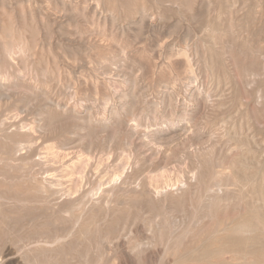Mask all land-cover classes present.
<instances>
[{
	"label": "rangeland",
	"instance_id": "obj_1",
	"mask_svg": "<svg viewBox=\"0 0 264 264\" xmlns=\"http://www.w3.org/2000/svg\"><path fill=\"white\" fill-rule=\"evenodd\" d=\"M233 255L264 264V0H0V264Z\"/></svg>",
	"mask_w": 264,
	"mask_h": 264
},
{
	"label": "bare ground",
	"instance_id": "obj_2",
	"mask_svg": "<svg viewBox=\"0 0 264 264\" xmlns=\"http://www.w3.org/2000/svg\"><path fill=\"white\" fill-rule=\"evenodd\" d=\"M11 125H17L16 122L11 123ZM25 127V126H24ZM2 133V132H1ZM8 133V132H7ZM8 135V134H7ZM17 144H14V149L17 148ZM57 156V154H56ZM61 158V157H60ZM87 158V157H86ZM84 159V158H83ZM86 161V160H85ZM82 164H84L82 162ZM74 167L73 173L77 172V173H83V169L82 166L80 164H75L72 165ZM86 167V165H85ZM70 170V169H69ZM60 171V170H59ZM78 176V175H77ZM48 180V179H47ZM53 180V179H52ZM75 180V183L79 182V177ZM78 180V182H77ZM116 180V179H115ZM81 181V180H80ZM53 183V182H52ZM73 183V184H75ZM56 184V183H55ZM59 184V183H58ZM236 186L237 188H241L244 187V183H238V182H228L225 183V187H222V184L219 183L217 186H219L216 190L215 189H210V194L207 195L202 203V218L204 220H207L209 218H211V208L213 206H217V207H228L232 202H233V197H230L229 194L231 192H234V190L232 188H230V186ZM77 187V184H76ZM72 188V187H71ZM112 188V187H111ZM111 188H109L111 190ZM109 189L104 190V191H109ZM235 189V188H234ZM68 190V189H67ZM76 190V188H75ZM93 190V189H92ZM236 190V189H235ZM49 191V190H48ZM111 192V191H110ZM48 193V192H47ZM52 195V194H51ZM109 195V194H108ZM108 197V196H107ZM242 199V198H241ZM107 200V199H106ZM256 202V201H253ZM108 203V202H107ZM55 206V205H54ZM63 211V210H62ZM79 222V219L74 220V225L73 228L68 230L67 233L63 236H57L54 243H61L63 242L67 237L71 236L74 232V228L76 227V224ZM229 223V224H227ZM76 231V230H75ZM217 231H219L220 233L222 232L223 235L225 234V236H223L224 238L227 237L228 241H230L231 236H248L250 235V233L253 231V226L252 223L247 220L246 218H241L239 220H233V221H227V220H221L218 222L217 225ZM75 233V232H74ZM221 235V234H220ZM220 238H217L216 240H219ZM206 243V242H204ZM222 250V249H221ZM224 252V251H221ZM208 256V255H207ZM254 257V262L256 261L255 256ZM237 257H235L234 255L229 259V263L228 264H240L239 262H236ZM248 260H245V262H247ZM243 263V262H242Z\"/></svg>",
	"mask_w": 264,
	"mask_h": 264
}]
</instances>
